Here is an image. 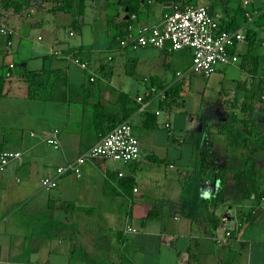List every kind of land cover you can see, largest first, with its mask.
<instances>
[{
	"label": "crops",
	"instance_id": "1",
	"mask_svg": "<svg viewBox=\"0 0 264 264\" xmlns=\"http://www.w3.org/2000/svg\"><path fill=\"white\" fill-rule=\"evenodd\" d=\"M75 1L71 10L62 12L57 10L59 3L55 0H0V26L14 31L12 37L0 34V78L4 79V95L0 96V152L21 154L0 171V264H264L263 199L258 202L251 198L238 203L242 218L234 237L222 244L214 239L222 234L220 217L234 209L230 208V202L239 194L235 187L233 192L226 185L233 170L244 168H233L230 164L241 160L252 163L253 170L249 172L256 176L253 181L260 180L255 170L258 153L231 152L226 137L219 135L218 129L236 115L237 124L242 119L255 120L264 132V109L258 108L254 102L257 98L252 96L264 79V24L257 21L248 26L258 38L256 47L248 55L252 63L258 61L257 67L254 64L245 67L241 56L234 65L252 80L239 82L237 86L244 92L241 105L249 104L253 111L244 113L240 106L243 117L232 111L224 118L211 115V129L201 131L202 115L187 117L183 122L177 114L166 112L169 108L161 107L165 90L179 81L186 85V78L177 76L179 71L171 74V61H162L169 51L147 47L135 51L142 56L128 57L127 52H134L113 50L109 44L110 31H118L119 35L129 20L134 27L160 25L176 5L207 6L222 23L241 25L244 0L238 3L237 0H144V10L136 20L130 18L128 0H119V9L109 24L107 41L103 44H98L92 36L87 39L86 35L84 41H75L77 33L84 32L85 14L90 5L88 0ZM250 1V9L264 6V0ZM94 2L89 7L107 5L109 1ZM63 24H70V28H63ZM55 50L62 51L65 57H56ZM247 51L248 43L242 46L240 55ZM70 56L86 61L88 68L82 69ZM140 68L152 70L140 77L137 74ZM254 68L256 71L250 72ZM49 72L61 77V89L67 93L68 101L29 97L26 73L39 74L45 79ZM143 82L146 92L141 95L139 88ZM132 89H136L135 94ZM146 96L147 105L143 109L137 99ZM95 105L111 106L120 117L134 110L127 121L142 137L152 139V154L146 157L155 164H159L156 159L162 160L156 150L166 143L159 130L173 131L167 139L168 153L171 151L180 162L182 146L187 145L185 137L194 134L196 145L202 137V147L214 149L215 167L232 169L225 185L218 170H215V179L205 183L192 174L195 176L191 175L190 186H185L180 196L165 198L160 209L159 202H153L150 194H141L143 184L150 187L162 181V177L148 176L150 171L162 173L157 165H148L142 152L141 158L130 164L94 159L81 166L80 175L69 171L56 184L44 185L59 167L75 163L101 141L104 134L96 126ZM150 115L155 116V128L146 125L153 124ZM54 129L60 131L58 148L47 143ZM136 137L141 146L140 137ZM192 155L195 157V151ZM183 176L190 177L186 172ZM255 187L264 193L257 184ZM221 193H224V202L218 206L203 205ZM223 206L226 209L223 214H216ZM150 213L153 217L147 220Z\"/></svg>",
	"mask_w": 264,
	"mask_h": 264
},
{
	"label": "built area",
	"instance_id": "2",
	"mask_svg": "<svg viewBox=\"0 0 264 264\" xmlns=\"http://www.w3.org/2000/svg\"><path fill=\"white\" fill-rule=\"evenodd\" d=\"M250 3V0H244L246 10L244 17L248 25L255 23L256 19L264 14V6L261 10H248L247 7ZM131 19L136 20L137 16L133 15ZM247 32V25L233 31L223 29L222 21L214 16L207 6L176 5L170 13L165 15L160 25H141L138 27L130 25L126 34L119 36L118 40L122 49L132 52L147 47L169 52L190 51L193 57L191 72H198L205 78H211L221 66H233L239 63L240 50L247 43ZM0 34L12 37L14 31L5 26H0ZM74 35V31H72L71 36ZM12 44L13 42L10 40L9 45ZM54 55L59 58L65 57L60 50H55ZM68 58L82 69L88 68V63L79 57L70 56ZM10 68L13 69L14 65H11ZM177 76L182 78L183 74L178 73ZM93 80L94 78H91V81ZM147 97L137 99L143 109L146 108ZM260 100L264 101V95L261 96ZM156 114L159 115L160 111H157ZM167 128H171L169 124H167ZM47 143L55 148L60 146L59 129L50 131ZM20 156L21 154L17 152H0V171H4L13 160L20 158ZM140 158V141L134 135L130 122L126 121L118 124L111 132L103 136L96 146L78 157L75 163L59 167L55 176L46 179L44 185L56 184L69 171L80 175L81 166L94 159H107L130 164ZM252 199L255 200V196ZM241 218L236 211L232 216L230 211L221 216L219 229L222 234L215 236L216 243L222 244L231 240L235 231L240 227ZM128 230L135 232V229L128 228Z\"/></svg>",
	"mask_w": 264,
	"mask_h": 264
},
{
	"label": "rangeland",
	"instance_id": "3",
	"mask_svg": "<svg viewBox=\"0 0 264 264\" xmlns=\"http://www.w3.org/2000/svg\"><path fill=\"white\" fill-rule=\"evenodd\" d=\"M90 5L91 3L94 5L96 4L94 0H88ZM109 1L107 5H104L103 3H100L99 5H96L94 7H87V11L85 14V27L83 34L77 33L76 37L74 38L77 43L84 41L83 37L86 35L87 39H90L92 36L98 44H103L107 41V31L109 30V24L112 22L114 16H116V12L119 9V0H107ZM122 1V0H121ZM120 1V2H121ZM239 0H237V3ZM122 3V2H121ZM118 4V5H117ZM117 5V6H116ZM248 10H253L247 7ZM244 22V20H243ZM244 24V23H242ZM70 24H63V28L69 29ZM86 26H89L86 28ZM243 26V25H242ZM80 28V26H79ZM111 28V26H110ZM82 29V26L80 30ZM112 29V28H111ZM111 38L109 40V44L113 48V50L116 52L117 50H121V45L119 40L117 39L118 31L111 30L110 31ZM86 39V40H87ZM141 52H134L130 53L127 52L129 55L128 57H140ZM163 62H169L171 61V74L175 73L176 71H179L183 74V77L180 79L186 78V85L184 87V91L182 94V99L177 100L175 105H172L168 111L166 112H173L172 114L175 116L181 117L183 122L187 117H197L202 115L204 118L201 120V127L202 130L209 131L212 126V116H216L218 118L225 117V115H229V113L232 111V113L239 114V117H243L244 114L240 110V106L243 102V89L238 88L237 84L239 82H246L248 80V83H250L252 80L250 79V76L242 72L241 70H237L233 66H221L218 70V72L213 75L211 78H205L201 73H193L191 72V69L193 67V57L190 51L181 50L176 52H168L164 54L162 57ZM127 67L131 70L130 64L127 65ZM128 70V69H127ZM152 69H149L147 71H144L143 69H139L137 71L138 76H145L146 74H149ZM258 89V87H257ZM132 94L136 92V89H132ZM140 94L144 95L146 92V87L143 84L140 85L139 88ZM239 96H238V95ZM245 101V100H244ZM256 105L260 110L264 109V101H261L257 99ZM253 102V105H254ZM232 104H236V107H232ZM226 112V113H225ZM223 113V114H222ZM172 115V116H173ZM227 119L230 118V116L226 117ZM171 121H175L172 117H170ZM164 116L163 120L164 121ZM239 127H242L241 123L237 124ZM179 128V126L177 125ZM180 129V128H179ZM171 131V130H169ZM168 129L159 130L164 136L166 143L163 145L160 149L156 150V155L161 158L162 160L166 159V162L155 164L146 157V155H151L152 151L151 146L152 145V139H147L146 137H142V135L139 133L140 131L137 130L136 127H134L133 132L134 135L139 136L141 140V152L143 159L147 160L148 165L153 166L157 165V168L159 169L160 173L162 175L154 173V172H148V176H153L152 178L158 177L162 181H157L155 183H152L150 187H146L145 184L142 185L141 188V194H150L151 200L153 202H159L160 209L162 208L161 202L168 197H176L180 196L185 189V186H190L192 180V174L195 173V158H197L199 150H201L203 147V141L202 137L201 143L199 145H196L194 143V140L197 142L196 137L194 134L193 136L186 138L187 145L182 146L183 151V159L180 162L178 159L174 158L171 155V151L169 152V142L168 137L173 133L169 132ZM197 135L199 134V131L196 132ZM192 138V139H191ZM172 143V142H171ZM170 143V144H171ZM178 148L177 150H179ZM195 151V157H193L192 153ZM259 157L257 160V168L255 169L258 174L260 180L256 182V184L259 186L261 190H264V153L257 154ZM193 158V159H192ZM170 164H174V167H170ZM231 167L233 168H244V170L250 171L252 169V163L250 165L246 163V161H236L232 162ZM189 174L190 177L183 176V174ZM249 174L250 179H254L256 176L254 172H250ZM261 173V174H260ZM192 175V176H191ZM159 179V180H160ZM249 184V183H248ZM251 187V184L248 185ZM235 187V174L234 172L230 174V179L228 181V184L226 185V189L230 188L231 191L234 190ZM240 193L238 194L237 198L230 202V205H232L230 208H234L233 210H229L231 212V216L234 214V212H238V208H236V205H239L238 203L243 202L240 201ZM151 202V201H150ZM256 203V201H254ZM245 204L242 206L244 207ZM248 205V204H247ZM241 206V207H242ZM158 207V208H159ZM246 209H251V207H245ZM236 209V210H235ZM225 206L220 207V209L217 210L216 214L220 215L223 214L225 211ZM228 213V212H227ZM226 213V214H227ZM225 215V214H223Z\"/></svg>",
	"mask_w": 264,
	"mask_h": 264
},
{
	"label": "trees",
	"instance_id": "4",
	"mask_svg": "<svg viewBox=\"0 0 264 264\" xmlns=\"http://www.w3.org/2000/svg\"><path fill=\"white\" fill-rule=\"evenodd\" d=\"M187 1V0H186ZM55 2L59 3L57 10L66 12L71 10L75 4V0H55ZM144 0H128V12L130 15V18L133 15L138 16L143 10H144ZM80 13L83 14V2L80 3ZM262 8L258 9L261 10ZM246 11V10H245ZM244 11V13H245ZM243 13V16H244ZM264 14L259 16L255 23L257 21H260L261 24H264ZM244 24L241 25H235L230 24L226 25L225 23H222V28L233 31L238 28H240L242 25H248L247 20L244 17ZM253 24V23H252ZM130 25H132V22L129 20L125 25L124 29L119 33L118 36H124L126 34V31H128ZM247 43H248V51L243 56L244 60V66L247 67L249 64H254L255 67L258 65L257 62L249 61V53L254 50L258 43V38L256 37V33L254 30H250L248 27L247 32ZM242 54V53H241ZM240 57V58H241ZM242 60V59H241ZM256 68L254 70H250V72L256 71ZM25 78L28 82L29 86V97L34 100H53V99H59L63 101H68V95L67 93L63 92L61 89L60 83L62 82V79L60 76L53 72H49L47 77L43 79L39 74L35 73H26ZM260 87L258 91L253 94L252 96L257 99H261V96L264 95V79L260 81L259 83ZM3 86H4V79L0 78V96H3ZM165 88V87H162ZM184 91V82L179 81L177 84L173 85L169 89L165 90V99L161 104V107L170 108L172 105H175L177 100L182 99V94ZM236 106V105H234ZM241 110L244 113H251L253 111V107L249 104H243L241 105ZM95 116H96V126L98 131L105 135H107L109 132H111L118 124L126 122L128 118L134 113L133 111H129L125 116L120 117L119 115L114 114L113 108L111 106H103V105H95L94 107ZM153 118V124H146L148 128H155L156 127V120L155 116L150 115ZM237 116L233 115L230 122L222 124L218 129V134L225 136L227 139V146L231 150V152H237L239 150L241 151H249L252 154H259L264 153V132L261 130V126L257 123L255 120H246L242 119L240 120V123L242 127H238L237 125ZM110 125V126H109ZM214 149L211 147H203L201 150H199L198 156L196 158V165L195 167V173L199 177V179L202 182H210L213 181L216 177L215 170L220 171L221 180L225 185V182L227 181V177L229 172L232 170L227 166H221V167H215V163L213 160V152ZM156 163H163L165 160L156 159ZM235 174V189L240 193V201H246L250 200L253 196L258 200V202L262 199H264V193L259 192L257 188L255 187L256 182H254L252 179L248 178L249 174H251L249 171L246 170H233ZM131 181H128L130 183ZM127 183V184H128ZM251 184V187L248 185ZM128 186V185H127ZM224 202V193H221L211 199H207L205 202H203V205L209 206H218V204H221ZM236 208H240V205H237ZM153 213H150V215L147 217V220H150L153 215ZM136 232V231H135Z\"/></svg>",
	"mask_w": 264,
	"mask_h": 264
}]
</instances>
